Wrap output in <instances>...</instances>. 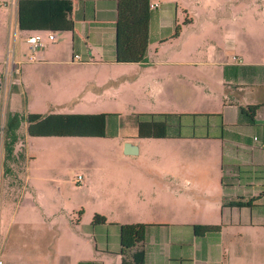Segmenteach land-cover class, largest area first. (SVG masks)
Segmentation results:
<instances>
[{"label": "crops", "instance_id": "crops-1", "mask_svg": "<svg viewBox=\"0 0 264 264\" xmlns=\"http://www.w3.org/2000/svg\"><path fill=\"white\" fill-rule=\"evenodd\" d=\"M69 1L70 31H21L16 14L11 15L0 0V65L7 58L4 42L12 26L16 43L11 59L18 63V73L25 63L20 60L21 50L23 46L28 50L25 39L40 32L43 45L35 65L68 67L81 76L93 72V79L84 77L85 84L117 87L120 82L145 90L150 102L144 104L149 109L132 111L129 119L134 131L120 136L114 152L121 155L127 142L136 147L138 155L172 156V162L119 164L106 169L110 178L101 187L109 189L108 195L98 196L93 207L77 211L73 218L43 206L37 214L18 215L14 210L0 228V255L4 253L0 262L121 264L122 259L130 262L131 255L138 253L141 264H264V18L243 11L235 20L237 33L232 25L223 24L214 25L220 27L217 34L200 24L197 30L190 29L194 21L187 18L177 25V0H149L148 8L150 4L158 7L151 10L144 62L116 63L118 0ZM259 7L251 5L249 10L264 9ZM176 26L179 33L173 37ZM47 33L53 35L52 41ZM176 40L178 49L168 46ZM189 42L190 48L185 50ZM6 70L3 65L4 73ZM248 106L259 107L251 123L239 116V109ZM139 113L219 114L222 138L135 140L133 116ZM48 114L117 115L105 124V131L115 135L121 122L119 114L105 111L72 109L42 116ZM166 145H173L174 150H165ZM89 171L84 169L85 188ZM238 202H249L250 207L230 206ZM93 215L103 217L104 224L91 227ZM137 225L143 226L141 239L122 249L120 227ZM204 226L219 230L194 233Z\"/></svg>", "mask_w": 264, "mask_h": 264}, {"label": "rangeland", "instance_id": "rangeland-1", "mask_svg": "<svg viewBox=\"0 0 264 264\" xmlns=\"http://www.w3.org/2000/svg\"><path fill=\"white\" fill-rule=\"evenodd\" d=\"M176 3L177 25H181L187 18L194 21V27L190 29L197 30L200 24L217 34L220 27L214 25L223 24L232 25L234 28L231 30L237 33L235 20L243 11L264 18L263 8L254 13L249 10L251 5L264 7V0H177ZM8 32L4 45L7 47L6 59L10 60L15 50L16 36L12 26ZM236 40L237 44L238 36ZM179 45V40L168 44L173 49H178ZM183 48L188 50L190 42ZM34 57V62H28V50L23 46L20 60L25 63L19 66L17 76L9 77V72L3 71L4 64L0 65V228L13 215L14 210H17L18 215L37 214L41 206L56 214L68 213L73 218L77 211L90 208L98 196L108 195L109 189L101 185L110 178V172L106 169L115 165L172 162V156L160 159L138 153L126 156L123 152L121 155L114 152L118 150L120 136L134 131L129 119L132 111H148L144 103L148 104L150 99L145 90L120 82L117 87L110 84L101 87L97 83L85 84L84 77L86 81L93 79V72L81 76L68 67L38 66L35 65L38 63V51ZM81 105L84 107H78ZM72 109L83 110L85 113L105 111L108 114H119L121 122L118 134L104 139L29 138L24 134L22 124L19 131L22 138L16 149L23 151L24 159L13 165L11 177L2 174V127L9 114L16 113L25 117L32 112L43 115L58 111L67 113ZM107 133H110L109 130ZM165 150H174L173 145H166ZM87 167L90 169L89 183L85 188L84 169ZM78 175L81 178L80 184L75 183ZM0 259L4 260V253Z\"/></svg>", "mask_w": 264, "mask_h": 264}, {"label": "trees", "instance_id": "trees-1", "mask_svg": "<svg viewBox=\"0 0 264 264\" xmlns=\"http://www.w3.org/2000/svg\"><path fill=\"white\" fill-rule=\"evenodd\" d=\"M149 0H118L115 20L114 61L116 63H143L147 45L148 23L152 11ZM69 0H18L16 26L18 30L70 31L71 21ZM179 33L176 26L173 37ZM258 106L239 109V116L252 122ZM117 115L96 114H28L22 117L9 114L2 127L1 170L5 177L13 174V165L23 161L24 154L16 149L21 140L20 127L29 138H91L104 139L114 135L105 131L106 120ZM135 140H213L221 139L223 125L219 114H139L134 115ZM22 173V170H21ZM24 173V168H23ZM22 173V174H23ZM231 207H250V203H231ZM104 218L93 215L90 226L103 225ZM120 245L128 249L133 242L141 239L143 226L120 227ZM195 229V228H193ZM219 227H197L196 235L217 233ZM121 264H141V255H131L130 262L122 259Z\"/></svg>", "mask_w": 264, "mask_h": 264}, {"label": "built area", "instance_id": "built-area-1", "mask_svg": "<svg viewBox=\"0 0 264 264\" xmlns=\"http://www.w3.org/2000/svg\"><path fill=\"white\" fill-rule=\"evenodd\" d=\"M17 1L18 0H2L1 4L2 6H4L5 8L8 9L9 13L11 15L16 14L17 11ZM158 5L157 4H150L149 5V10H155L157 9ZM46 38L49 41L53 40V35L51 33H47ZM25 42L28 46V51H29V56H28V61L29 62H34L35 61V57L34 54L36 51H38L42 45H43V38H42V34L40 32H34L32 35L28 36L25 39ZM78 58L77 56L73 57V61H77ZM4 65L7 69H9V71L6 70V72H9V77L13 76H17L18 75V68L17 62H14L12 59L8 60L6 59L4 62ZM264 149V146H263ZM81 178L79 176L76 177L75 183L76 184H80ZM0 264H2V262H0Z\"/></svg>", "mask_w": 264, "mask_h": 264}, {"label": "water", "instance_id": "water-1", "mask_svg": "<svg viewBox=\"0 0 264 264\" xmlns=\"http://www.w3.org/2000/svg\"><path fill=\"white\" fill-rule=\"evenodd\" d=\"M123 154L133 155L136 153V147L131 143H124L122 147Z\"/></svg>", "mask_w": 264, "mask_h": 264}]
</instances>
